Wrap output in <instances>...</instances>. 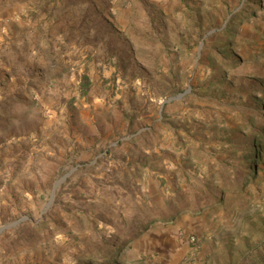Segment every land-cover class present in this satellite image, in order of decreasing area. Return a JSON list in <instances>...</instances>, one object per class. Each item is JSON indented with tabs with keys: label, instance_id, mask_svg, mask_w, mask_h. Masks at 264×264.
Here are the masks:
<instances>
[{
	"label": "rangeland",
	"instance_id": "obj_1",
	"mask_svg": "<svg viewBox=\"0 0 264 264\" xmlns=\"http://www.w3.org/2000/svg\"><path fill=\"white\" fill-rule=\"evenodd\" d=\"M183 263L264 264V0H0V264Z\"/></svg>",
	"mask_w": 264,
	"mask_h": 264
},
{
	"label": "trees",
	"instance_id": "obj_2",
	"mask_svg": "<svg viewBox=\"0 0 264 264\" xmlns=\"http://www.w3.org/2000/svg\"><path fill=\"white\" fill-rule=\"evenodd\" d=\"M255 121H257V120H255L254 117H252L251 120H250V122H249V124H248L246 127H247V128H250V129H253V128H254V130H255V124H256ZM222 124L225 125L226 122H225V121H222ZM252 136H253V138H254L255 143L258 145V141L261 140V137L263 136V134H261V133L258 134L257 131H254V133H253ZM221 139H222V141H224V137L221 138ZM226 143H227V142H226ZM226 143H225V144H226ZM255 156H256V158H257V162H258L259 159H260L258 148H257V151H256V153H255ZM213 158H214V157H213ZM215 164L217 165V167L220 168L221 165H223V162L220 161L219 159H216V160H215ZM255 175H256V174H254V175L252 176V178H254ZM215 201H216V200H215ZM192 206H199V205H197V204H193Z\"/></svg>",
	"mask_w": 264,
	"mask_h": 264
},
{
	"label": "built area",
	"instance_id": "obj_3",
	"mask_svg": "<svg viewBox=\"0 0 264 264\" xmlns=\"http://www.w3.org/2000/svg\"><path fill=\"white\" fill-rule=\"evenodd\" d=\"M190 243H191L192 245H195V244L197 243V238H196L195 236H192V237L190 238ZM183 264H185V263H183Z\"/></svg>",
	"mask_w": 264,
	"mask_h": 264
}]
</instances>
